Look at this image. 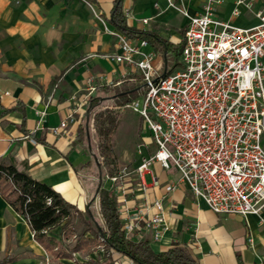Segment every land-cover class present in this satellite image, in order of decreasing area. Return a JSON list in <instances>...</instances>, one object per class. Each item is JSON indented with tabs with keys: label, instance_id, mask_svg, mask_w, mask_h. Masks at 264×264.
I'll list each match as a JSON object with an SVG mask.
<instances>
[{
	"label": "crops",
	"instance_id": "crops-1",
	"mask_svg": "<svg viewBox=\"0 0 264 264\" xmlns=\"http://www.w3.org/2000/svg\"><path fill=\"white\" fill-rule=\"evenodd\" d=\"M168 1L181 4L186 13L192 15L200 9L203 0ZM89 2L104 28L118 31L109 18L114 0ZM118 2L126 27L153 36L152 42L146 41L143 50L154 53V70L163 73L174 69L179 56L176 49H180L187 18L168 6L167 0ZM233 2L220 0L215 11L219 20L250 27L257 23L255 13L264 12V0H252L250 9L239 6L237 14L233 15ZM126 37L131 43L140 40L133 35ZM115 51L114 38L102 30L90 10L77 0H0V163L10 164L30 178L48 184L72 205L70 217L91 218L88 210L91 209L93 215L92 193L100 221L99 176L88 142L90 121L85 114L88 97H84L90 85L94 90L89 96L120 86L124 81L131 85L129 67L101 57ZM168 61L172 62L169 70ZM74 108L77 112L73 122H68L59 134H51L48 128L56 126ZM41 110L44 115L38 122L35 111ZM78 125L84 131L87 127V136L77 131ZM141 142L145 144L143 154L154 151L149 135ZM137 161L136 156L131 170H127L123 178L127 204L134 208L144 201L150 203L162 197L166 229L156 241L145 232L132 233L128 236L130 240H148L153 252L177 244L185 247L199 264H264V228L254 215L215 214L193 198L184 186L164 193L163 186L174 182L178 175L174 168L163 169L157 162L141 176L144 185L141 190L133 172ZM91 180L97 185L92 192ZM153 212L155 209L151 208L150 213ZM94 219L93 215V224ZM63 225L64 220L49 228L47 234L63 248H69L62 244L72 243L63 236ZM84 236L90 235L85 232ZM86 248L71 252L70 257H53L33 239L26 219L0 197V260L11 258L7 264H90L95 259L80 260ZM108 252L113 264H133L118 252Z\"/></svg>",
	"mask_w": 264,
	"mask_h": 264
},
{
	"label": "built area",
	"instance_id": "built-area-1",
	"mask_svg": "<svg viewBox=\"0 0 264 264\" xmlns=\"http://www.w3.org/2000/svg\"><path fill=\"white\" fill-rule=\"evenodd\" d=\"M219 3L203 0L200 9L189 15L167 0L187 18L178 62L169 72L152 78L154 53L143 50L147 42L131 43L119 31L110 32L116 51L102 57L129 67L128 89L141 90L120 106L137 114L154 146L152 153L143 154L145 144L137 145L133 172L139 188L144 189L141 176L157 162L163 169L174 168L178 175L163 186L164 193L184 186L211 212L252 214L264 228V12L255 13V25L239 27L216 17ZM239 6L250 9L252 0H234L233 15ZM93 90L88 86L84 98ZM76 112L74 108L49 132L59 134ZM35 114L39 122L44 111ZM126 174L122 168L105 176L116 200L120 229L127 239L145 232L156 241L166 229L163 198L130 208ZM152 183L157 184L155 179ZM151 208L155 212L150 213Z\"/></svg>",
	"mask_w": 264,
	"mask_h": 264
},
{
	"label": "trees",
	"instance_id": "trees-1",
	"mask_svg": "<svg viewBox=\"0 0 264 264\" xmlns=\"http://www.w3.org/2000/svg\"><path fill=\"white\" fill-rule=\"evenodd\" d=\"M109 18L115 28L125 36H137L152 42L153 36L125 26L118 0H114ZM179 48L176 49V54ZM138 79V77L136 78ZM104 90L107 87L103 88ZM124 88L121 92L104 95V92L88 96L85 114L89 119L92 112L93 131L96 143L98 183L104 176L117 173L116 157L112 151L111 135L118 123V109L137 96L136 89ZM77 131L82 132L78 125ZM107 180V179H106ZM108 181V180H107ZM100 187V185H98ZM0 197L19 215H22L32 231L33 239L53 257H70L90 243L101 244L107 250L120 253L133 264H199L185 247L172 244L166 249L153 252L148 240L132 241L124 237L116 211V200L109 190L100 187L97 195V210L102 229L97 230L87 220L80 218L83 229L69 248H63L47 230L64 220L63 233L69 223L72 205L66 203L48 184L34 180L16 170L10 164L0 163ZM91 218V209L88 210ZM88 222V223H86ZM89 233L84 236V233ZM11 258L5 257L0 264H7ZM90 264H95L94 262Z\"/></svg>",
	"mask_w": 264,
	"mask_h": 264
},
{
	"label": "rangeland",
	"instance_id": "rangeland-1",
	"mask_svg": "<svg viewBox=\"0 0 264 264\" xmlns=\"http://www.w3.org/2000/svg\"><path fill=\"white\" fill-rule=\"evenodd\" d=\"M81 4L85 5L91 12V15L93 18L99 22L102 25V30L110 34L111 31H107L104 28V24L102 19L100 18L99 14L94 10L93 6L89 2V0H77ZM177 8L183 9L181 4H174ZM175 10V9H174ZM177 11V10H176ZM111 35V34H110ZM112 36V35H111ZM113 37V36H112ZM114 38V37H113ZM109 53L101 54V57L103 55H106ZM172 65L171 61H168L166 64V68L169 70ZM161 72L157 71L155 75L152 76L154 78L155 76L159 75ZM135 84V83H134ZM136 84H139V80H136ZM130 86L129 82L124 81L121 83L120 86H115L110 88L109 90L104 92V95L108 96L115 92H121L124 90V88H128ZM130 88V87H129ZM141 90H138L137 96H139ZM118 123L114 130V132L111 135V144H112V151L114 153V156L116 157V166L117 170L125 168V170H131L132 164L134 162V159L137 156V145L141 142V139L148 138V133L146 131V128L144 124L141 122V120L138 118L137 114L128 110V109H121L120 107L118 109ZM90 126H88V139H89V145L90 150L93 153H96V143H95V137H94V131H93V119H92V112L90 114ZM84 129L82 128L81 134H84ZM140 140V141H139ZM262 145H264V142H261ZM94 155V154H93ZM100 158H96V162H98ZM96 177V175H95ZM94 180H91L89 183L91 192L93 190H96L97 185L94 183ZM100 187L105 188L106 190L110 189L109 182L105 179V177H102L101 182L99 183ZM91 200H90V206L93 208V215L94 220H96L100 225V230L102 229V225L98 219V216L95 211V204L93 200V194H90ZM72 217V219H71ZM69 218V225L66 226V230L63 233V236L65 238H69L71 242L68 243H62L65 244L66 247L71 246L73 244V240H75L80 234V232L83 229V224L80 222L79 218H76L75 215H72ZM85 218H87L90 225L94 227V224L91 220V218L84 215ZM86 222V223H88ZM74 234L73 238H70V236ZM81 259L85 260L86 262H90V260L95 259L93 261L95 264H113V260L110 257V253L106 248H104L101 244H94L90 243L89 247L86 248L81 252ZM91 258V259H90ZM78 262V261H77ZM79 263V262H78Z\"/></svg>",
	"mask_w": 264,
	"mask_h": 264
},
{
	"label": "water",
	"instance_id": "water-1",
	"mask_svg": "<svg viewBox=\"0 0 264 264\" xmlns=\"http://www.w3.org/2000/svg\"><path fill=\"white\" fill-rule=\"evenodd\" d=\"M85 133H86V136H87V129H86V128H85ZM92 159H93V161L97 164V162H96V158H95L94 155H92ZM94 227H95L97 230H100V225H99V223H98L97 221H94Z\"/></svg>",
	"mask_w": 264,
	"mask_h": 264
}]
</instances>
